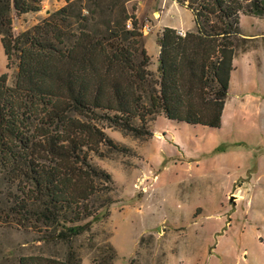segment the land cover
<instances>
[{
  "label": "trees",
  "instance_id": "1",
  "mask_svg": "<svg viewBox=\"0 0 264 264\" xmlns=\"http://www.w3.org/2000/svg\"><path fill=\"white\" fill-rule=\"evenodd\" d=\"M174 1L192 12L195 30L181 36L163 28L155 74L138 19L123 6L105 30L85 24L70 37L64 10L16 34L13 14L38 12L42 0H0L7 68L17 65L14 85L7 72L0 75V177L15 189V211L45 237L70 244L89 230L80 221L112 204V175L92 155L130 149L106 127L152 135L148 123L160 113L177 123L221 127L241 17L264 18V0ZM20 264L81 259L30 255Z\"/></svg>",
  "mask_w": 264,
  "mask_h": 264
},
{
  "label": "rangeland",
  "instance_id": "2",
  "mask_svg": "<svg viewBox=\"0 0 264 264\" xmlns=\"http://www.w3.org/2000/svg\"><path fill=\"white\" fill-rule=\"evenodd\" d=\"M122 6L138 19L152 56L148 68L158 74L155 38L161 28L195 30L192 12L174 0H42L38 12L14 13L13 29L18 34L64 10L70 37L85 24L101 31L120 17ZM240 27L239 62L244 68L247 57H242L250 53L251 61L264 65V18L242 15ZM14 62L8 69L0 41V75L8 73L9 85L16 80ZM246 74L263 86L264 70ZM256 120L259 130L235 120L212 130L160 113L148 123L152 135L144 137L106 127L130 150L104 148L107 156L92 155L114 181L110 215L102 208L98 218L80 221L89 230L70 244L51 233L45 237L24 221L13 208L14 187L0 177V264L68 253L81 264H264V159L263 173L256 172L264 158L263 103Z\"/></svg>",
  "mask_w": 264,
  "mask_h": 264
},
{
  "label": "crops",
  "instance_id": "3",
  "mask_svg": "<svg viewBox=\"0 0 264 264\" xmlns=\"http://www.w3.org/2000/svg\"><path fill=\"white\" fill-rule=\"evenodd\" d=\"M166 27H172L175 28L176 30H183L185 32L191 31V29L177 28L174 26H166ZM158 37L159 35H156L155 38L157 44H158ZM159 51L160 48L157 53V58L159 55ZM249 54L250 53L242 57V58L247 57L246 59L247 61L245 62L246 65L244 66V68L242 62L241 63L239 62L238 56H235L234 58L233 61L234 69L231 72L230 87L228 90L227 100L223 110L221 127L220 128L207 127V128H210L212 130H220L223 126L224 121L235 120L237 124L249 122L253 129L256 130L260 129V125L258 123V120H256V117L261 115V103H263L264 105V82L262 83L263 86L260 87L258 83L259 81L256 79V77L255 78L250 77L249 75L246 74V72L250 71L254 75L259 74L260 71L264 70V65L259 60H257V62L251 61V59L249 58ZM245 69L246 71L244 72ZM196 126H201V125H196ZM262 126L264 130V123ZM263 159L264 158H261L259 160V163L256 168L258 177H260V175L263 173L262 172Z\"/></svg>",
  "mask_w": 264,
  "mask_h": 264
},
{
  "label": "built area",
  "instance_id": "4",
  "mask_svg": "<svg viewBox=\"0 0 264 264\" xmlns=\"http://www.w3.org/2000/svg\"><path fill=\"white\" fill-rule=\"evenodd\" d=\"M128 28H131V22L129 21V23L127 24ZM149 29V27H148ZM178 34L181 35V36H185L186 35V32L183 31V30H177Z\"/></svg>",
  "mask_w": 264,
  "mask_h": 264
}]
</instances>
